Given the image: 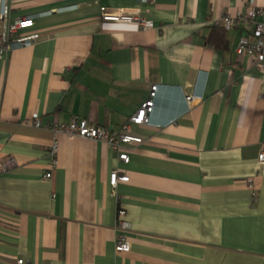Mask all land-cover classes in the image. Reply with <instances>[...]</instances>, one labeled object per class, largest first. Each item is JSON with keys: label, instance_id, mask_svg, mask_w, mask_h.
I'll return each mask as SVG.
<instances>
[{"label": "crops", "instance_id": "1", "mask_svg": "<svg viewBox=\"0 0 264 264\" xmlns=\"http://www.w3.org/2000/svg\"><path fill=\"white\" fill-rule=\"evenodd\" d=\"M264 0H0L39 38L0 60V262L264 264V63L207 46L213 22ZM124 8L150 24L104 23ZM30 31V32H31ZM158 86L149 124L129 118ZM193 95V104L184 101ZM40 119V126L33 118ZM73 117L142 143L129 163L51 126ZM56 140L50 180L48 148ZM126 175L112 192V171ZM124 210L128 253L115 252Z\"/></svg>", "mask_w": 264, "mask_h": 264}, {"label": "built area", "instance_id": "2", "mask_svg": "<svg viewBox=\"0 0 264 264\" xmlns=\"http://www.w3.org/2000/svg\"><path fill=\"white\" fill-rule=\"evenodd\" d=\"M18 0H12V2ZM31 1V0H20ZM34 1V0H33ZM142 3H148L152 0H140ZM4 11L0 13V21H5ZM100 20L104 23H130L136 25L139 30H144L149 26L150 22L139 16L131 15L124 8L115 10L100 9ZM214 27L223 28L226 31L239 30L241 32L236 42L235 54L237 56L247 57L255 66L264 63V3L246 7L243 11H239L234 15L226 14L212 23ZM34 28V20L31 18H19L9 23H4L0 32V60L10 47H29L33 45L39 38L36 33L31 30ZM31 31V32H30ZM158 91L157 85H152L150 88L148 99L142 106L129 118V125L144 126L149 124V115L152 112L154 99ZM197 98L193 95H185L184 101L189 105L193 104ZM33 124L40 126L41 122L38 117L33 118ZM51 126L55 135L65 133L70 136H75L83 140H96L103 142L108 149L116 153L117 159L123 164L129 163V155L123 152L122 147L140 144L141 138L136 137L128 132V125L124 126V131L113 135L106 129L96 124H92L83 119L73 117L68 123L52 122ZM48 156L50 160L49 170L44 174V179L51 178L53 170L57 166L58 147L54 140L48 148ZM258 160L264 162V154L258 155ZM11 165L8 160L4 165H0V170H4ZM129 178L126 175H121L117 170L112 171L109 175L108 184L112 192L117 188L118 183H126ZM125 216L124 210L117 212V229L121 232L118 236L115 245V252L128 253L131 250L130 243L123 234L128 230L127 223L123 220ZM0 264H5L0 262ZM16 264H23L22 260H18Z\"/></svg>", "mask_w": 264, "mask_h": 264}, {"label": "trees", "instance_id": "3", "mask_svg": "<svg viewBox=\"0 0 264 264\" xmlns=\"http://www.w3.org/2000/svg\"><path fill=\"white\" fill-rule=\"evenodd\" d=\"M228 31L224 30L220 27H214L211 30L210 35L206 39L207 46L215 49H222L225 46L226 41V33Z\"/></svg>", "mask_w": 264, "mask_h": 264}, {"label": "bare ground", "instance_id": "4", "mask_svg": "<svg viewBox=\"0 0 264 264\" xmlns=\"http://www.w3.org/2000/svg\"><path fill=\"white\" fill-rule=\"evenodd\" d=\"M11 2H12V0H10ZM18 1H20V0H18ZM31 1H33V0H31ZM31 46V45H30ZM154 105V104H153ZM87 121V120H86ZM87 122H89V121H87ZM90 123V122H89ZM93 124V123H92ZM75 137V136H74ZM77 138V137H76ZM92 141H96V140H92ZM96 142H101V141H96ZM101 143H103V142H101ZM104 144V143H103ZM125 153V152H124ZM11 161V165H9V166H7L4 170H2V171H6V170H9L10 168H12L13 167V165H14V163H13V161L12 160H10ZM119 161V160H118ZM121 162V161H120ZM122 163V162H121ZM57 167V166H56ZM54 171L55 170H53V172H52V175H53V173H54ZM115 171V170H114ZM118 171V170H117ZM119 172V171H118ZM52 175H51V178H52ZM50 178V179H51ZM49 179V180H50Z\"/></svg>", "mask_w": 264, "mask_h": 264}]
</instances>
